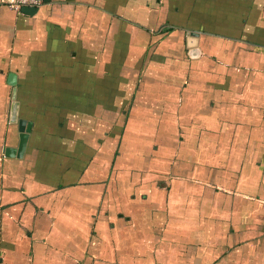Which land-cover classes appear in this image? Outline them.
I'll use <instances>...</instances> for the list:
<instances>
[{
    "label": "crops",
    "instance_id": "obj_1",
    "mask_svg": "<svg viewBox=\"0 0 264 264\" xmlns=\"http://www.w3.org/2000/svg\"><path fill=\"white\" fill-rule=\"evenodd\" d=\"M10 2L0 264H264V0Z\"/></svg>",
    "mask_w": 264,
    "mask_h": 264
},
{
    "label": "water",
    "instance_id": "obj_2",
    "mask_svg": "<svg viewBox=\"0 0 264 264\" xmlns=\"http://www.w3.org/2000/svg\"><path fill=\"white\" fill-rule=\"evenodd\" d=\"M23 11H25L26 13H32L34 11H36V7H23L22 8ZM8 83H10L11 85H15L16 84V79H15V75L11 74L9 75V79H8ZM12 99H13V102H12V112H11V116H10V120L11 122L12 121H15V120H18L16 119L17 117V112H18V105H19V102L17 101L16 99V87L14 88V91H13V95H12ZM20 122V129L22 131H25L21 136H22V139H23V142L25 143L26 140H27V137H28V132L30 131L31 129V123H29V125L26 127H24V120H19ZM23 143H21L22 145ZM9 154V153H7Z\"/></svg>",
    "mask_w": 264,
    "mask_h": 264
},
{
    "label": "built area",
    "instance_id": "obj_3",
    "mask_svg": "<svg viewBox=\"0 0 264 264\" xmlns=\"http://www.w3.org/2000/svg\"><path fill=\"white\" fill-rule=\"evenodd\" d=\"M44 0H11L12 8L21 10L23 7H40Z\"/></svg>",
    "mask_w": 264,
    "mask_h": 264
}]
</instances>
